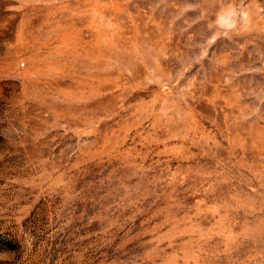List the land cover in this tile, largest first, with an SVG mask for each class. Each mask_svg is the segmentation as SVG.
<instances>
[{"label": "rangeland", "instance_id": "374dc122", "mask_svg": "<svg viewBox=\"0 0 264 264\" xmlns=\"http://www.w3.org/2000/svg\"><path fill=\"white\" fill-rule=\"evenodd\" d=\"M0 264H264V0H0Z\"/></svg>", "mask_w": 264, "mask_h": 264}]
</instances>
